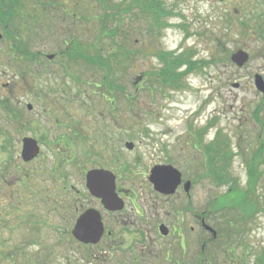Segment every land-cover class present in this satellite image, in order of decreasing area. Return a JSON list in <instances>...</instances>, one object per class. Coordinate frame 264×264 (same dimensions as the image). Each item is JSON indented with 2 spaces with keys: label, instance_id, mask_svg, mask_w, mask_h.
Segmentation results:
<instances>
[{
  "label": "rangeland",
  "instance_id": "rangeland-1",
  "mask_svg": "<svg viewBox=\"0 0 264 264\" xmlns=\"http://www.w3.org/2000/svg\"><path fill=\"white\" fill-rule=\"evenodd\" d=\"M134 1L23 0L16 23L4 27L0 19V102L8 99L19 114L11 120L0 109V264H264V131L257 121L264 98L255 85L257 73L264 76V40L256 32L264 1L164 0L172 14L160 32L155 25L149 30L153 16ZM120 3L133 4L121 14L131 51L129 73L116 72L124 77L123 95L113 90L114 83L108 90L99 71L87 65L86 49L99 40L101 26L83 19L95 8ZM31 12L41 15L32 22ZM18 25L25 26L22 36L41 58L27 59L11 48ZM241 49L250 58L238 66L231 56ZM160 50H193L201 65L179 86L158 83ZM25 135L42 147L30 163L21 158ZM129 141L133 149L126 146ZM228 144L230 164L218 166L217 184L207 146L218 156ZM157 165L196 179L190 192L207 224L234 222L236 231L224 245L216 244V252L212 231L203 232L183 211L189 204L183 186L170 196L160 193L159 182L151 178ZM93 167L113 170L126 189L120 217L106 214L89 193L85 174ZM225 177L228 184H221ZM234 184L251 189L257 206L242 225L236 224L237 210L212 213L209 204ZM161 187L168 190L166 183ZM88 207L105 215L114 241L85 246L74 240L73 223Z\"/></svg>",
  "mask_w": 264,
  "mask_h": 264
},
{
  "label": "trees",
  "instance_id": "trees-1",
  "mask_svg": "<svg viewBox=\"0 0 264 264\" xmlns=\"http://www.w3.org/2000/svg\"><path fill=\"white\" fill-rule=\"evenodd\" d=\"M23 0H0V12H1V22L3 19L4 27H6L9 24V21H13V23H16L19 18H21L22 13L18 7L19 4L24 3ZM96 1V0H95ZM134 3H137V5L142 6L143 10H145L146 15L150 14L153 16V19H150L149 22V30L154 31V25L157 27V31L160 32V29L165 28L169 23L167 22L166 17L172 14V11L169 10L164 0H135ZM67 3H62V5H66ZM123 4H117V5H110L107 4L106 8H95L97 11H94L93 16L91 18H83L84 20L88 21H95V23L100 24V38L94 43H91L89 45V48L86 49V63L88 66H91L95 69H97V73L99 71L100 76L98 78L100 79L99 82L104 83L107 85V89L111 90L113 88V83L115 85V92L117 91L118 94L123 95L124 92V73H129V63L131 62V51H130V40H129V26L126 24H123L121 21L122 18V12L132 10L133 4L131 3V8H125L122 6ZM9 11V12H8ZM46 11V10H44ZM6 12L8 14L6 15ZM40 16L41 13H29V18L32 20L35 19V16ZM109 18H111L113 23L109 22ZM44 20V19H43ZM46 22V20H44ZM45 24V23H44ZM55 23H50L49 27L51 25H54ZM47 26V23H46ZM48 27V28H49ZM25 30V26L22 25V28L18 25V31L17 35H14V47L11 45V48L18 50V53L25 56L27 59H32L36 56H40V53L33 52L31 48H29V40L30 38L25 36H22V31ZM108 35V38H105L102 36L103 34ZM109 42L108 43L106 42ZM82 42L75 41V48L79 47L81 48ZM75 48H73L70 52L71 57L73 58L75 54ZM69 49V48H68ZM139 52H141V49H138ZM136 53V51H135ZM193 50L192 51H182L180 54H176L173 51L170 52H164L163 50H160L158 53L159 60L163 63L162 68L158 70V73L156 72L158 76V83H170V85H176L179 86L182 84V79L187 75L188 73L196 70V68L201 65L200 62L194 59L193 57ZM41 58V56L39 57ZM35 60V59H34ZM23 64L26 65L25 62ZM183 66H186L185 69H181ZM101 68L107 69V74L101 75L104 71ZM180 68V70H179ZM117 70L122 71L123 75L117 76ZM117 72V73H116ZM150 77V72L147 73ZM97 82V81H96ZM95 82V84H96ZM99 82H97L96 85H99ZM105 94V93H104ZM114 94V93H111ZM125 94V92H124ZM117 102V99H114V103ZM2 105L6 109H11V102L9 100L4 99L2 100ZM258 111L260 112V108L258 107ZM264 111V109L262 110ZM258 112V114H259ZM258 119H260L259 115ZM70 142L71 139H69ZM67 144H69L67 142ZM207 151H209L210 154V161H212V172L214 173L216 180H214L216 183L218 178L217 168L218 166L223 163L225 166L227 164H230V158H231V148L230 145L225 146L224 149L221 151V155H216V151L214 148H207ZM227 163V164H226ZM219 180V179H218ZM226 182H222L221 184L228 183L229 180L227 177H225ZM251 189L254 188V183L251 182L250 184ZM251 189H243L239 188L237 184H234L232 187L227 190V192L216 199L212 200L211 206L213 207L214 213L219 212L218 210L226 211V214L230 210H237L235 215L237 219H240L236 222V224L240 221L241 225L244 222L243 220L247 218H252L254 216L255 211L257 210L256 201L253 198V193L249 191ZM236 225L233 221H229L226 219L224 222L220 223L218 227H215L217 231V237L214 239H210L213 241L211 248L214 250L216 249V244L221 243V245H224L225 243V237L229 235L231 231H236ZM239 229V227H237ZM236 235V233H233ZM202 235V234H201ZM215 251V250H214ZM216 252V251H215ZM260 256H258L259 259ZM1 262V260H0ZM31 262V260H30ZM249 262H246L244 264H248ZM27 264V263H23Z\"/></svg>",
  "mask_w": 264,
  "mask_h": 264
},
{
  "label": "water",
  "instance_id": "water-1",
  "mask_svg": "<svg viewBox=\"0 0 264 264\" xmlns=\"http://www.w3.org/2000/svg\"><path fill=\"white\" fill-rule=\"evenodd\" d=\"M2 33L0 32V38ZM233 60L239 65L243 66L248 60V53L239 51L233 55ZM257 88L264 93V79L261 75H257ZM239 87V83L234 84ZM31 109L32 106L29 105ZM126 146L133 149L134 143L127 142ZM40 153V145L33 137H25L23 139L22 157L25 161L34 159ZM176 170L168 165H159L152 169L153 177L160 173L164 176L173 174ZM173 172V173H172ZM160 174V175H161ZM87 187L91 194L102 199L104 206L110 210L121 209L124 206L122 200L116 191V176L111 170L96 168L88 171ZM165 229L164 226H162ZM209 228V227H208ZM104 222L101 213L95 208H88L84 210L76 219V222L71 230L73 236L84 244L98 243L104 234ZM166 232V230H165Z\"/></svg>",
  "mask_w": 264,
  "mask_h": 264
},
{
  "label": "flooded vegetation",
  "instance_id": "flooded-vegetation-1",
  "mask_svg": "<svg viewBox=\"0 0 264 264\" xmlns=\"http://www.w3.org/2000/svg\"><path fill=\"white\" fill-rule=\"evenodd\" d=\"M262 1H264V0H262ZM263 6L260 8V22H257V27H256V32L257 33H259L258 35H260L261 37H259V38H261V39H263L264 40V10H263ZM242 50V49H241ZM248 53V52H247ZM249 54V53H248ZM263 79H264V76H263ZM0 109L4 112V115L6 116V117H10V119L12 120V119H15V120H17L18 119V117H19V114H18V112L16 111V107L14 106V107H12L11 109L9 108V109H6V108H4V106L2 105V101L0 102ZM263 117H264V113H263ZM6 119V118H5ZM1 133H2V135L3 136H5L6 135V133L3 131V130H1ZM26 136V135H25ZM5 138V137H4ZM23 139H24V136L22 137V149H23ZM22 149H21V158H22ZM36 158H38V156L36 157ZM23 159V158H22ZM34 160V159H33ZM33 160H31V161H24L25 163H30V162H32ZM210 162V161H209ZM209 162H208V165H209ZM103 168V167H102ZM105 169H108V168H105ZM111 170V169H110ZM114 174H115V176H116V191H117V193H118V195H119V197L123 200L124 199V201H125V204H124V206L121 208V209H117V210H110V209H106V207L104 206V203H103V201H102V199L101 198H96L97 199V201H99L100 202V204L102 205V207H103V209H104V212L106 213V214H111V215H113L114 217L116 216V217H120L121 216V211H123L124 209H125V206H126V198H128L125 194H126V189L125 188H123L122 187V185H120L119 183H118V177H117V174H116V172H114V171H112ZM158 177H161V175L160 176H158ZM159 179H161V178H159ZM167 179H168V184H167V186H168V190H166V189H163L164 191H163V194H166V195H168V196H170V195H172L173 193H172V190H173V188L174 187H176V191H177V189L178 188H180L181 186H183V188H184V184H185V182L188 180V179H186V178H184V175H183V173L181 172V171H179V172H177L176 174H175V181H173V177L172 176H169V177H167ZM163 180H165V177L163 176ZM194 180H196L195 178H194ZM194 180H191V186H192V183L194 182ZM174 183V187L172 186V185H169L170 183ZM85 185H86V181H85ZM189 185V184H188ZM165 186V185H164ZM171 187H173L172 189H171ZM191 188V187H190ZM185 189V188H184ZM161 193V192H160ZM159 193V194H160ZM185 193H186V199H187V201L189 202V204H188V206H186L185 207V209H183V211H185V212H189L190 213V215H192V217L194 218V220L196 221V222H198L199 220H200V222H202V221H204V216H202V218H201V212H199V210H198V208L196 209V207H194V203H195V197H194V195L191 193V192H187V191H185ZM206 212H208V211H206ZM179 213H182V211H180ZM101 214H102V217H103V222H104V226H105V231H104V234H103V236H102V238H101V241H103L104 240V238H106V240L108 239V238H110L111 239V241H114L115 240V236H114V234H113V230L112 229H110L109 228V226H108V224H107V222H106V219H105V215L101 212ZM202 214H205V213H202ZM139 217L140 218H143L144 217V215H141V214H139ZM124 220V219H123ZM162 224V223H161ZM179 224H180V222H179ZM161 226V225H160ZM159 226V228L160 229H163V227H160ZM176 227H178V225L176 224V225H174V228H176ZM180 227H181V225H180ZM139 230V229H138ZM121 236L123 237L124 235H123V233L121 234Z\"/></svg>",
  "mask_w": 264,
  "mask_h": 264
}]
</instances>
